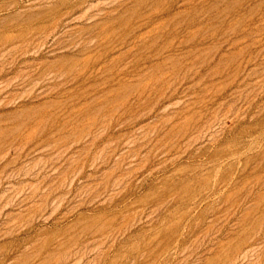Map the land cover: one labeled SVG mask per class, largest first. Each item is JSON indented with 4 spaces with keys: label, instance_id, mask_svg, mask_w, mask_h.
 <instances>
[{
    "label": "rangeland",
    "instance_id": "obj_1",
    "mask_svg": "<svg viewBox=\"0 0 264 264\" xmlns=\"http://www.w3.org/2000/svg\"><path fill=\"white\" fill-rule=\"evenodd\" d=\"M0 264H264V0H0Z\"/></svg>",
    "mask_w": 264,
    "mask_h": 264
}]
</instances>
